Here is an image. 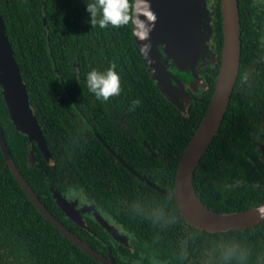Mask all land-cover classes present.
Returning <instances> with one entry per match:
<instances>
[{
    "label": "trees",
    "instance_id": "obj_1",
    "mask_svg": "<svg viewBox=\"0 0 264 264\" xmlns=\"http://www.w3.org/2000/svg\"><path fill=\"white\" fill-rule=\"evenodd\" d=\"M93 2L0 0L7 38L51 156L47 163L35 142L12 124L0 87V125L15 168L56 220L115 264L152 258L168 264H264V222L242 230L202 231L185 222L169 196L178 162L207 110L218 75L220 0L209 1L215 63L200 71L206 89L192 95L186 114L152 79L131 22L118 28L91 26L86 3ZM257 14L252 0H238L237 81L222 124L193 175L197 198L216 214L264 203V159L253 141L264 127V63H253L264 51ZM113 65L121 92L108 101L97 99L87 87V74ZM70 187L84 189L113 214L132 237V251L114 246L101 250L74 227L53 199L54 192ZM102 233L103 241H110ZM0 264H100L40 215L1 151Z\"/></svg>",
    "mask_w": 264,
    "mask_h": 264
},
{
    "label": "water",
    "instance_id": "obj_2",
    "mask_svg": "<svg viewBox=\"0 0 264 264\" xmlns=\"http://www.w3.org/2000/svg\"><path fill=\"white\" fill-rule=\"evenodd\" d=\"M146 3L149 6L148 10L155 15L156 19L151 21L144 15L140 16V20L150 29L148 38L144 41L137 37L136 28L131 22L136 47L159 90L170 103L186 114L188 108L183 109L182 106L191 102V94L185 90V85L190 84L194 79L202 81L198 69L202 65H207L203 57L208 53V50L203 48L205 47L203 41L206 37V19L209 17V13L205 14L204 10L205 0H198L195 12L192 10L191 0H146ZM220 15L223 43L214 90L207 110L178 162L173 194L169 195L175 201L186 223L210 233L242 230L264 222V212L261 211L264 209V203L240 212L216 214L201 204L192 184L194 171L222 124L238 76L240 32L237 0H220ZM144 44L150 45V50L146 54L140 51ZM215 58L214 53L212 66ZM0 87L12 124L29 141L35 142L38 149L47 156L46 142L15 62L1 15ZM0 151L15 180L47 222L94 261L100 264H115L111 258L98 253L69 232L38 200L13 164L1 125ZM128 170L142 180L133 171ZM53 199L67 217L76 224L82 225L80 215L65 198L54 192ZM197 209H200L202 214L198 213ZM97 220L113 239L125 244V237L121 236L117 229L100 218Z\"/></svg>",
    "mask_w": 264,
    "mask_h": 264
},
{
    "label": "clouds",
    "instance_id": "obj_3",
    "mask_svg": "<svg viewBox=\"0 0 264 264\" xmlns=\"http://www.w3.org/2000/svg\"><path fill=\"white\" fill-rule=\"evenodd\" d=\"M146 0H94L93 3H86V11L90 14L89 23L91 26L99 25L106 28L111 25L114 28L122 27L132 22L136 28V35L144 41L148 38L150 29L140 20L144 15L149 20L155 21L156 17L148 10ZM99 17V19H98ZM150 50L149 44H144L140 48L142 53ZM86 83L89 91L97 99L108 101L113 96H118L121 92L120 76L115 71V66L109 67L106 72H98L93 69L87 74ZM139 100L133 101L138 106ZM73 198H79L81 203H89L84 190L70 189ZM264 212V209H261Z\"/></svg>",
    "mask_w": 264,
    "mask_h": 264
},
{
    "label": "flooded vegetation",
    "instance_id": "obj_4",
    "mask_svg": "<svg viewBox=\"0 0 264 264\" xmlns=\"http://www.w3.org/2000/svg\"><path fill=\"white\" fill-rule=\"evenodd\" d=\"M237 2H238V0H237ZM252 2H253L254 6L256 7V9L258 11V14L257 15L262 20V22H261L262 30H261V34H259L260 37H259L258 42L260 44V47L262 49H264V0H252ZM210 6H211V4H210ZM210 6H209V3H208V9H209V11H210ZM253 63H255L256 66L264 63V51L255 59V61ZM205 67H207V66H204L203 68H205ZM200 71H199V73H200ZM31 107H32V105H31ZM32 109H33V107H32ZM33 112H34V109H33ZM34 115H35V113H34ZM31 142H33V141H31ZM46 147H47V145H46ZM105 147L107 148V150H108V152L110 154H112V155L114 154L110 150L109 147H107V146H105ZM47 151H48V148H47ZM40 153L44 157V159H45V161L47 163H51V156H50L49 151H48L47 156H45L41 151H40ZM70 189L79 190L81 188H72V187H70L69 189H67V190H65L63 192H59V194L63 198L66 199V201L74 208V210L80 215V217L82 219V222H83L82 225L76 224L69 217H67L65 215V213L62 211V213L64 214V216L67 219H69L74 224V227H76L79 231L83 232L85 234V236H88L89 238L94 239L96 245L101 250H104V248H107L108 249L110 246H114L117 249H120V248H128L131 251L133 250V247H132V244H131L132 237L120 225H118V223L116 222V219L114 218L113 214H111L108 210L105 211L104 209H102V206L98 202V200L96 198L93 199V197L90 196V195H87V193L85 191H84V193L86 194V196H87V198H88V200L90 202L89 203H81L80 199L79 198H76V200L78 201V203L76 202V200H75V202H76L75 203L73 201L74 198L71 195ZM90 208H92V210ZM97 218H100V219L104 220L109 225H111L115 229H117L118 232H119V234L121 236L125 237V244L120 243V242L116 241L115 239H113L105 231V229L101 226V224L98 222ZM102 232H106L108 234V236H109V239L108 240H110V241H107V242L103 241V240H107V239L104 238L105 236L103 235ZM108 252H109V250H108ZM159 260H161V259H159ZM162 261H165V260H162ZM131 264H152V259L149 260V261H147V262H145L143 259H134V260L131 261ZM163 264H168V263H163Z\"/></svg>",
    "mask_w": 264,
    "mask_h": 264
},
{
    "label": "rangeland",
    "instance_id": "obj_5",
    "mask_svg": "<svg viewBox=\"0 0 264 264\" xmlns=\"http://www.w3.org/2000/svg\"><path fill=\"white\" fill-rule=\"evenodd\" d=\"M210 0H205V14H207V12L209 13V17L206 19V37L204 39L203 42H205V47L208 50V53L204 54V60L207 63V65L205 66H212L211 62H213L212 60V55H214V51H213V42H212V33H211V28H212V18L210 16V11L208 9V3L210 6ZM191 6H192V10L195 12L197 7H198V0H191ZM204 67V65H202L198 70H202ZM199 77L202 78V81H198L197 79H194L190 84H186L185 85V90L191 94V102L193 100L192 95H196V96H200L201 93L203 92V90H205L206 87V83L203 79V77L200 75V73L198 72ZM191 102L187 103L186 106H182L183 109H187L188 105L191 104ZM253 141L254 144L257 148V150L260 152V155L262 156V159H264V127L263 130H261V132L253 137ZM76 198L73 199V201L75 202ZM76 202L78 203V201L76 200ZM75 202V203H76ZM92 210V208H90ZM163 263H167L166 261H162L156 258H152V264H163Z\"/></svg>",
    "mask_w": 264,
    "mask_h": 264
},
{
    "label": "bare ground",
    "instance_id": "obj_6",
    "mask_svg": "<svg viewBox=\"0 0 264 264\" xmlns=\"http://www.w3.org/2000/svg\"><path fill=\"white\" fill-rule=\"evenodd\" d=\"M197 212H198V213H200V214H202V212H201V210H200V209H197Z\"/></svg>",
    "mask_w": 264,
    "mask_h": 264
}]
</instances>
